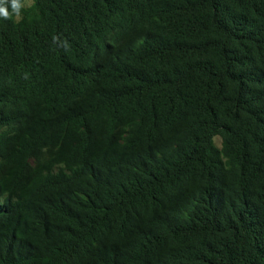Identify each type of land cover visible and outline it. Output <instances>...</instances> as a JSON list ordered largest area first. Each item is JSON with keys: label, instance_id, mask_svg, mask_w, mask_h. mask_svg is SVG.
Segmentation results:
<instances>
[{"label": "trees", "instance_id": "obj_1", "mask_svg": "<svg viewBox=\"0 0 264 264\" xmlns=\"http://www.w3.org/2000/svg\"><path fill=\"white\" fill-rule=\"evenodd\" d=\"M0 264H264V0L0 19Z\"/></svg>", "mask_w": 264, "mask_h": 264}, {"label": "clouds", "instance_id": "obj_2", "mask_svg": "<svg viewBox=\"0 0 264 264\" xmlns=\"http://www.w3.org/2000/svg\"><path fill=\"white\" fill-rule=\"evenodd\" d=\"M27 0H0V19L9 20L13 17H19L22 9L26 6ZM54 41L57 39L53 38ZM65 49L68 45L64 42Z\"/></svg>", "mask_w": 264, "mask_h": 264}]
</instances>
